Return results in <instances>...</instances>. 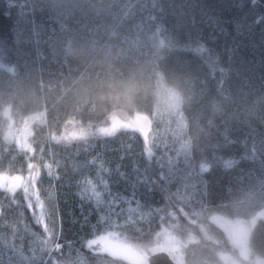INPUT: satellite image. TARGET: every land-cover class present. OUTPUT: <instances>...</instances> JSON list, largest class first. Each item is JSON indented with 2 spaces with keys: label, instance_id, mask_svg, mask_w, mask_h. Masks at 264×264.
<instances>
[{
  "label": "trees",
  "instance_id": "trees-1",
  "mask_svg": "<svg viewBox=\"0 0 264 264\" xmlns=\"http://www.w3.org/2000/svg\"><path fill=\"white\" fill-rule=\"evenodd\" d=\"M37 112L47 119L32 127L33 154L8 144L7 132ZM113 116L149 127L64 138L69 123L95 131ZM96 156L107 168H137L142 183L92 241L114 235L150 256L167 234L191 240L184 264L242 261L211 219L250 220L264 209V0H0V175L34 174L42 198L55 184L72 239L77 181L96 177L74 165ZM26 204L23 190L0 187V264H133L100 245L50 251L55 241L37 235ZM250 246L251 259H264V220Z\"/></svg>",
  "mask_w": 264,
  "mask_h": 264
},
{
  "label": "rangeland",
  "instance_id": "rangeland-1",
  "mask_svg": "<svg viewBox=\"0 0 264 264\" xmlns=\"http://www.w3.org/2000/svg\"><path fill=\"white\" fill-rule=\"evenodd\" d=\"M41 58V57H40ZM169 102H176V99L168 96ZM46 112H37L36 114L26 118L22 129L19 132L10 129L6 134V142L8 144H16L20 150L28 151L33 154V147L30 143V139L33 136L32 127L35 124L44 125L46 123ZM149 127L148 122L143 117H136L125 121L120 116H113L108 124L97 128L95 131L80 129L72 124H68L64 132V138L77 139L85 136L106 137L113 135L120 130H147ZM103 132L107 135H103ZM47 167V166H46ZM48 168V167H47ZM0 187L7 189L9 192H17L23 190L29 196H34L37 191V178L34 174H30L27 177H9L0 175ZM264 220V209L256 214L250 220H228L214 214L211 221L218 227L223 229L228 238L230 239L232 246L236 249L238 255L244 260L247 258V262H253V264H264V259L261 257L252 258V250L250 246V236L255 225ZM188 240V241H187ZM181 239L169 235H163L160 240H157L154 247L151 248L152 254L160 252H168L178 264H184V257L182 255L183 247H185L190 239ZM100 245L99 249L103 254L110 255L112 257L122 258L133 264H146L148 256L144 251L127 244L114 235H103L97 238L90 245L93 249L94 246ZM154 248V249H153ZM223 260L227 264H241V261L235 258L233 255L224 254Z\"/></svg>",
  "mask_w": 264,
  "mask_h": 264
},
{
  "label": "snow or ice",
  "instance_id": "snow-or-ice-1",
  "mask_svg": "<svg viewBox=\"0 0 264 264\" xmlns=\"http://www.w3.org/2000/svg\"><path fill=\"white\" fill-rule=\"evenodd\" d=\"M103 135L107 133L103 132ZM122 151H126L122 146ZM121 160L124 156L120 157ZM80 167H89L96 169V177L93 179L89 176H82V179L77 181V196L81 201L80 218L73 215L72 223L79 224V232L74 234V238L69 239L64 235L63 229V213L59 203V189L55 184L50 185V189L45 198L41 197L39 188L34 196H29L25 193L28 211L31 213V218L34 223L42 229L37 235L44 238L46 243L48 239L55 241V246L50 251H57L61 254L67 251L69 255L76 252L79 254V249L89 250L92 244V238L96 233L97 226L102 219L111 215L112 210L120 204H129L134 202L138 195V187L142 183L139 175V170L135 167L131 172L121 171L122 165L117 164L114 169L105 167V162L99 156L93 157L91 161H85L83 166L74 165V169ZM108 179H105V177ZM113 177L115 179H113ZM50 181H59L61 178L53 176L52 172L48 173ZM39 179V174H38ZM123 183V191L113 193L111 190L112 184L119 185ZM59 187H63L62 184ZM87 201L90 205L89 211L84 212V203ZM96 217V222H92V217ZM52 264H57L55 257H50Z\"/></svg>",
  "mask_w": 264,
  "mask_h": 264
},
{
  "label": "water",
  "instance_id": "water-1",
  "mask_svg": "<svg viewBox=\"0 0 264 264\" xmlns=\"http://www.w3.org/2000/svg\"><path fill=\"white\" fill-rule=\"evenodd\" d=\"M148 264H177L175 260L170 257L167 253H158L155 255H152L149 260Z\"/></svg>",
  "mask_w": 264,
  "mask_h": 264
},
{
  "label": "clouds",
  "instance_id": "clouds-1",
  "mask_svg": "<svg viewBox=\"0 0 264 264\" xmlns=\"http://www.w3.org/2000/svg\"><path fill=\"white\" fill-rule=\"evenodd\" d=\"M247 258L245 257L244 260L241 261V264H246Z\"/></svg>",
  "mask_w": 264,
  "mask_h": 264
}]
</instances>
